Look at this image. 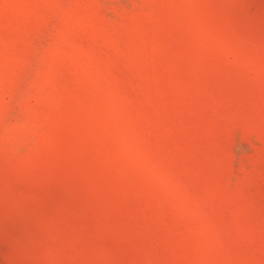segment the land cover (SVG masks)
I'll return each instance as SVG.
<instances>
[{
  "label": "rangeland",
  "instance_id": "rangeland-1",
  "mask_svg": "<svg viewBox=\"0 0 264 264\" xmlns=\"http://www.w3.org/2000/svg\"><path fill=\"white\" fill-rule=\"evenodd\" d=\"M0 264H264V0H0Z\"/></svg>",
  "mask_w": 264,
  "mask_h": 264
}]
</instances>
